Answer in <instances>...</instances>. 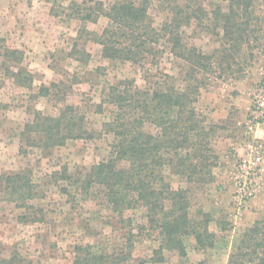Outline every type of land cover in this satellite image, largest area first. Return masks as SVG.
Segmentation results:
<instances>
[{
	"label": "rangeland",
	"instance_id": "1",
	"mask_svg": "<svg viewBox=\"0 0 264 264\" xmlns=\"http://www.w3.org/2000/svg\"><path fill=\"white\" fill-rule=\"evenodd\" d=\"M71 1L82 0H0V177L22 173L29 177L37 194L27 201L28 207L18 205L8 199L0 178V257L15 250L22 264H70L74 246L90 244L105 252H129L128 264H226L244 228L264 214V148L258 193L239 212L232 202V177L246 139L251 92L264 79V0L254 1V31L233 61L220 59L221 30L214 35L194 23L184 28L189 44L207 54L214 52V67L198 72L193 83L200 84L195 108L213 130L211 145L216 158L211 179L202 183L187 182L171 170L166 174L174 187L188 190L193 214L199 210L209 214L208 229L215 241L213 247L202 249L196 247L193 237H187L185 256L164 250L160 261V254L154 251L159 245L158 231L145 223L142 212L129 210L119 217L105 204L99 186L90 189V194L68 186L66 194L61 190L66 182L55 180L51 173L67 167L69 173L80 176L109 155L112 135L102 129L109 107L95 111L109 84L133 78L142 87L145 77L164 71L180 85L186 66L167 54L157 64L103 58L101 46L90 32L99 34L106 19L82 22L67 17L64 11ZM93 1L106 6L113 2ZM204 2L210 4L209 10L225 3ZM149 12L155 25L167 16L156 2ZM82 48L88 56L79 53ZM11 49L22 52L17 58L32 76L28 87L16 83L12 76L17 65L6 55ZM42 86L49 89L48 94L44 90L39 93ZM66 104L77 106L85 114L88 138L70 139L49 150L24 145L21 132L35 111L57 115ZM263 129L264 122L257 135H262Z\"/></svg>",
	"mask_w": 264,
	"mask_h": 264
},
{
	"label": "trees",
	"instance_id": "2",
	"mask_svg": "<svg viewBox=\"0 0 264 264\" xmlns=\"http://www.w3.org/2000/svg\"><path fill=\"white\" fill-rule=\"evenodd\" d=\"M223 1L224 5L218 3L209 10L210 4L204 0H113L108 6L101 1L82 0L71 1L64 11L67 17L82 22L106 19L99 34L90 32L101 46L103 58L141 65L146 61L157 64L167 54L186 66L180 85L164 71L145 77L142 87L133 78L109 84L95 105L99 113L104 105L109 107V117L102 123L103 131L112 135L109 155L80 176L69 173L67 167L51 173L55 180L66 182L61 186L66 194L68 186L83 194H90V189L99 186L105 204L119 217L129 210L142 212L145 223L158 231L159 245L154 250L160 254L157 261L162 259L164 250L185 256L187 237H193L196 247L202 249L213 247L215 241L208 229L209 214L202 210L193 214L188 190L174 187L166 173L171 170L187 182L202 183L212 177L216 158L211 145L213 130L195 108L200 84L193 81L196 82L198 72L211 71L215 57L214 52L207 54L189 44L184 28L194 23L214 35H219L217 29L221 30L220 59L233 61L254 31L251 21L255 0ZM155 2L167 13L157 25L149 12ZM79 53L88 56L83 48ZM17 54L21 56L22 52H6L17 65L12 76L16 83L28 87L32 76L20 66ZM50 85L56 86L54 82ZM42 90L45 95L49 92L45 86L40 87L39 93ZM85 122V114L72 104L64 105L57 115L35 111L21 132L23 143L49 150L70 139L88 138ZM0 178L8 199L18 205L27 206V201L37 196L33 183L22 173ZM129 258V252H105L90 244H78L70 264H128ZM20 259L11 250L0 257V264H22ZM226 264H264V214L244 228Z\"/></svg>",
	"mask_w": 264,
	"mask_h": 264
},
{
	"label": "built area",
	"instance_id": "3",
	"mask_svg": "<svg viewBox=\"0 0 264 264\" xmlns=\"http://www.w3.org/2000/svg\"><path fill=\"white\" fill-rule=\"evenodd\" d=\"M251 95L252 102L246 120L243 152L239 155L232 177V202L237 212L245 209L262 184L264 129L262 135H257V129L264 122V79L253 88Z\"/></svg>",
	"mask_w": 264,
	"mask_h": 264
}]
</instances>
